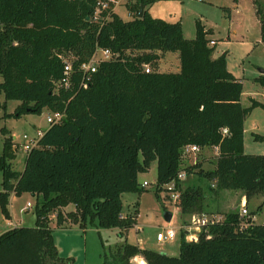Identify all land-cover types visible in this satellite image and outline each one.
<instances>
[{
    "label": "trees",
    "instance_id": "trees-1",
    "mask_svg": "<svg viewBox=\"0 0 264 264\" xmlns=\"http://www.w3.org/2000/svg\"><path fill=\"white\" fill-rule=\"evenodd\" d=\"M153 1L128 3L129 20L111 12L98 22L91 19L96 0H0V106L19 101L13 113L4 115L43 109L64 114L27 151L21 171L12 165V136L3 138L1 212L9 216L11 193L40 194L42 200L35 204L34 226L0 233V264H69L54 242L51 213L56 226L71 218L81 229L113 227L125 237L136 223V204L123 215L121 195L143 190L138 174L154 161V194L158 198L163 186L174 181L181 215L202 212L204 199L199 186L177 178L181 170L208 180L215 193L238 190L247 202L261 196L250 216L263 209L264 154H248L243 147L244 117L261 104L250 99L249 106H242V84L227 69L225 52L212 56L209 31L200 20L194 37L186 38L180 21L149 14L146 7ZM253 2L264 42V13ZM96 47L109 48L117 57L100 62L84 81L78 66ZM167 52L178 53V70H157ZM66 56H71L72 74L63 86ZM256 80L264 86V75ZM0 130L6 134L4 127ZM253 137L264 140V134ZM192 144L199 150L217 148L213 168L203 169L198 162L181 167L182 149ZM68 204L74 210L64 215L61 208ZM241 221L233 209L222 221L203 227L196 241L185 240L181 231L177 256L125 238L102 264H135L134 256L143 257L140 264H264V222L241 229Z\"/></svg>",
    "mask_w": 264,
    "mask_h": 264
},
{
    "label": "rangeland",
    "instance_id": "rangeland-1",
    "mask_svg": "<svg viewBox=\"0 0 264 264\" xmlns=\"http://www.w3.org/2000/svg\"><path fill=\"white\" fill-rule=\"evenodd\" d=\"M132 1L123 0L114 9L123 20L132 18L127 5ZM210 1L211 3H209V0H154L147 8L152 17L162 18L169 22L180 21L183 35L188 37L194 35L196 19L212 22V24L216 23L218 29H222L226 24V18L223 17L224 12L220 5L224 3L229 4L231 0ZM257 2L264 13V0H257ZM254 5L253 0H241L239 2L241 17H237L242 19V21L239 20V33L245 36L244 39L242 41L231 39L227 44L224 40L220 39L214 52L216 54L220 51V48L223 51L225 50L226 63L229 68L237 76H243L244 85L242 86L240 95L243 107L249 106V97L259 100L258 102L264 105V102L261 101L264 86L256 80V77L261 75L259 69H264V43L258 41L259 45L253 47L258 37V29L256 25L254 26L253 22L254 13L256 14V6ZM174 53L176 52H167L159 60L157 70L165 72L175 71L177 61L174 58ZM66 58H71V56H66ZM2 101L4 100L0 94L1 104ZM18 104L19 101L9 99L6 101L4 108L0 106V129L2 127L6 129V134H3L0 130V151L3 138L11 135L14 143L17 145L16 149H18L19 161L15 162V166L17 167L22 163L23 155L26 153L23 150L24 139L22 135L24 133L28 135L34 134L35 128H44V126L48 125L46 117L49 114L47 109H43L40 114L26 113L19 117L4 115L5 113H13ZM261 105L255 106L250 110L251 117H254L259 123H262L264 120V107ZM260 133L259 135H263L264 131ZM245 144L246 152L249 154L264 153V140H255L247 133ZM216 153L217 151L214 148L186 153L182 156L181 167L183 168L198 162L203 169H211L214 166L213 161ZM143 180L149 182V185L143 188V190L139 192H124L121 195L123 215L133 211V202H138L137 223L140 226V230H135L134 226H132L125 232V237L118 235L119 230L113 227L94 228L88 226L85 229H81L77 223H73L71 218H66L63 226H56L55 213L50 214L49 224L52 228L54 242L60 255L70 258L69 264H102L104 257L114 252L117 246L124 242L125 238L131 244H137L139 243V239H141L142 246L170 256H177L179 254L180 233L184 231L186 222L190 216L189 214H179V207L169 199L170 195L166 189L159 192L158 198L155 196L156 161L151 163L147 172L138 175V181L142 182ZM181 180L185 184L196 185L202 189L204 199L203 211L200 213L222 214L224 216L227 211L239 209L238 200L241 196L240 191H227L225 195L218 196L217 193L212 192L209 188V186L213 187L212 183L193 173L189 175L185 174ZM41 200V196L28 192L14 195L7 205L9 216L5 217L0 210V233L7 230L10 226H14V223L19 226H34L35 204ZM28 201L31 205L27 207L26 203ZM68 205L61 208L64 215L71 211L69 210L70 207L67 208ZM257 205L256 200L249 201V206H246L248 213L255 210ZM166 210L172 212L170 221L164 219V212ZM256 216L259 222H264V206ZM167 227L176 229L174 241L171 243L156 241V233L164 231ZM133 258H131L132 261L134 260ZM137 259L142 260L143 257H138ZM133 263L136 264L137 262L134 260Z\"/></svg>",
    "mask_w": 264,
    "mask_h": 264
},
{
    "label": "built area",
    "instance_id": "built-area-1",
    "mask_svg": "<svg viewBox=\"0 0 264 264\" xmlns=\"http://www.w3.org/2000/svg\"><path fill=\"white\" fill-rule=\"evenodd\" d=\"M123 0H96L94 11L91 15V19L93 21H106L110 17V13L114 12L116 5L120 4ZM210 44L213 45L214 41L210 40ZM117 57V53H114L109 48H101L96 47L92 56L87 60L79 64L78 70L82 74L83 80H88L91 77V74L96 71L97 65L105 60L115 59ZM143 69L145 72L151 71V66L148 63L143 64ZM72 74V63L71 59L66 58L63 60V77L60 79V84L63 86H67L70 83V77ZM262 99L264 100V92L261 95ZM63 113L59 111L55 112H49V114L46 117V122L49 124L59 122L62 117ZM224 131H226L224 129ZM43 129H36L34 134L28 135L24 133L22 135V138L24 139L23 144V150L28 151L31 147L35 146L37 144V141L39 137L43 134ZM13 147L16 149L17 145L14 143ZM199 150V147L192 144V145H186L183 147L182 152L183 155L190 152H196ZM185 173L183 170L179 171L177 174L178 179L184 178ZM140 186L143 188L147 187L149 185V182L144 180L142 182H139ZM163 189H166L169 192V199H171L174 203L178 201L179 198V192L175 189V183L174 181H171L163 186ZM30 202L28 201L26 203V206H30ZM239 216L242 217V221L239 224V227L246 228L249 226L252 222H255V216H250L248 213L246 204L244 201H240L239 203V209H238ZM123 216V215H122ZM248 218L251 219V221H248ZM223 216L222 214H207V213H193L189 217L188 223L185 225L184 229V236L185 240L187 241H196L199 235V232L203 227L222 221ZM139 227H137V230ZM176 235V230L173 228H166L164 231H158L156 233V241L158 242H164L167 240H172ZM138 256H134L135 262L138 264L143 263V259H137ZM141 258V257H140ZM134 260L132 262H134ZM136 263V264H137Z\"/></svg>",
    "mask_w": 264,
    "mask_h": 264
},
{
    "label": "crops",
    "instance_id": "crops-1",
    "mask_svg": "<svg viewBox=\"0 0 264 264\" xmlns=\"http://www.w3.org/2000/svg\"><path fill=\"white\" fill-rule=\"evenodd\" d=\"M241 0H236V1H234L233 2V0H231V3H229V4H227V3H224V4H221L220 6H221V8L223 9V12H224V14H223V17L224 18H226L225 20H226V24L224 25V27L222 28V29H218L217 28V26H216V23H214V24H212V22H207V21H201L200 19H196V20H200V22H201V24L204 26V29L205 30H208L209 31V33L206 35V37L209 39V40H213L214 41V44H213V47H214V50H213V53H212V56L215 58V57H217V56H219L220 54H222L223 52H225L226 53V51L224 50L223 51V49L222 48H220V51H218L216 54L214 53L215 52V49H216V47H217V44H218V40H224L225 41V43L227 44L228 42H229V40H231V39H236V40H240V41H242V39H244V35L243 34H240L239 33V20H241L242 21V19H239L237 16H240L241 17V8L239 7V2H240ZM209 3H211V1L209 0ZM255 6V5H254ZM148 7V6H147ZM146 7V9H147V11H148V8ZM225 8H228L229 10H226ZM115 12V11H114ZM116 13V12H115ZM195 20V21H196ZM253 22H254V26L256 25V28L258 29V37H257V39L255 40L256 42V44H254L253 45V47H255V46H258L259 45V42H261V43H264V42H262V41H260V23H259V20H258V18H257V16H256V14L254 13V17H253ZM194 35H195V32H194ZM194 35L193 36H188L189 38H193L194 37ZM188 37H186V38H188ZM259 41V42H258ZM166 54V53H165ZM164 54V55H165ZM175 54V57L174 58H176V61H177V63L175 64L176 66H175V68H176V70H178V68H179V61H178V53L176 52V53H174ZM226 66H227V69L232 73V75L235 77V78H237V79H239L240 80V82H241V84H242V86L244 85V79H243V76L242 77H240V76H237L230 68H229V66H228V64L226 63ZM175 70V71H176ZM264 69H259V73L260 74H264V72H261V71H263ZM258 77V76H257ZM2 95V94H1ZM2 97H3V95H2ZM250 99H254V98H252V97H249V104H250ZM3 100H4V97H3ZM255 100V99H254ZM256 101H259V100H256ZM261 101H263L264 102V100L262 99V97H261ZM3 102V101H2ZM240 103H241V97H240ZM0 104H1V102H0ZM248 104V105H249ZM247 107V106H246ZM49 112V111H48ZM47 126L48 125H46V126H44V128H40V129H43V130H45L46 128H47ZM39 127H37V128H35V130L36 129H38ZM243 128H244V130H243V147H244V152L245 153H247L246 152V144H245V141H246V135H247V133H249L250 134V137L251 138H254L253 137V134L254 133H256V134H261L260 132L261 131H264V120L262 121V123H259L254 117H251V111H249L246 115H245V117H244V122H243ZM260 131V132H259ZM14 142V141H13ZM215 149V151H217V148H214ZM1 150H2V147H1ZM15 155H16V157L12 160V165H14V169L15 170H18V171H21L22 169H23V167H24V159H25V156H26V153H27V151H26V153L23 155V158H22V163L20 164V166L19 167H17V166H15V162L17 163V161H19L18 160V149H16L15 150ZM0 154H1V151H0ZM249 154V153H248ZM252 154H255V153H252ZM257 154H264V153H257ZM1 172V171H0ZM144 172H142V173H139V174H143ZM138 174V175H139ZM1 180H2V175H1ZM144 181V180H143ZM0 183H1V181H0ZM2 190V188H1V184H0V191ZM227 191H235V190H221V191H218L217 192V195L218 196H223V195H225V193L227 192ZM236 191H238V190H236ZM241 192V191H240ZM14 196V194L13 193H11L10 194V196H9V200L11 201V198ZM36 196H40V194L39 195H36ZM256 200V202H257V204H259L260 202H261V200H262V197L261 196H254V197H252L249 201L251 202L252 200ZM240 201H244L245 202V204H246V206H249V201L247 202L246 201V198H245V196L242 194V192H241V196H240V198H239V200H238V202L240 203ZM9 202V201H8ZM133 204H136V214H135V221H136V223L134 224V228H135V230H137V227H139V229L138 230H140V226L138 225V223H137V216H138V214H137V211H138V202H133ZM70 207V208H69ZM67 208H69V210H74V207H73V205L72 204H69L68 205V207ZM133 211H134V208H133ZM193 214V213H192ZM191 215V214H190ZM189 215V216H190ZM255 216V220H257V216L256 215H254ZM171 220V219H170ZM189 221V220H188ZM188 221L186 222V224L188 223ZM256 223H262V222H259L258 220L256 221ZM185 225V224H184ZM14 226H19V225H17V224H15L14 223ZM14 226H10L9 228H12V227H14ZM9 228H7V229H9ZM168 228V227H167ZM170 228H173V227H170ZM166 229V228H165ZM173 229H175V228H173ZM176 230V229H175ZM175 237H176V235H175ZM175 237L172 239V240H167V242H172V241H174V239H175ZM141 239H139V243H137V244H135V245H137V246H139L140 248H146L145 246H142V244H141ZM138 257H141V256H138ZM142 258V257H141Z\"/></svg>",
    "mask_w": 264,
    "mask_h": 264
},
{
    "label": "water",
    "instance_id": "water-1",
    "mask_svg": "<svg viewBox=\"0 0 264 264\" xmlns=\"http://www.w3.org/2000/svg\"><path fill=\"white\" fill-rule=\"evenodd\" d=\"M142 10H143V5L140 4V7H139V13H138V16H139V17L142 15ZM261 72H264V70L261 71ZM171 217H172V212L166 210V211L164 212V219H165L166 221H170Z\"/></svg>",
    "mask_w": 264,
    "mask_h": 264
}]
</instances>
